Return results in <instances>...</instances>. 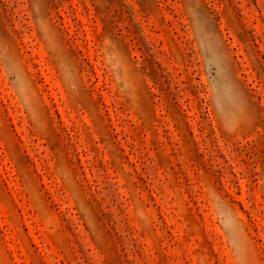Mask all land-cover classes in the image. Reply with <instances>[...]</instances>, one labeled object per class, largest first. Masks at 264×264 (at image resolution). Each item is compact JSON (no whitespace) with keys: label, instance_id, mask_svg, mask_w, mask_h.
I'll list each match as a JSON object with an SVG mask.
<instances>
[{"label":"rangeland","instance_id":"1","mask_svg":"<svg viewBox=\"0 0 264 264\" xmlns=\"http://www.w3.org/2000/svg\"><path fill=\"white\" fill-rule=\"evenodd\" d=\"M0 264H264V0H0Z\"/></svg>","mask_w":264,"mask_h":264}]
</instances>
